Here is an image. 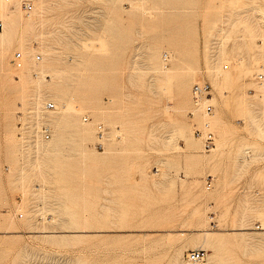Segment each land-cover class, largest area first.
<instances>
[{"label":"rangeland","instance_id":"1","mask_svg":"<svg viewBox=\"0 0 264 264\" xmlns=\"http://www.w3.org/2000/svg\"><path fill=\"white\" fill-rule=\"evenodd\" d=\"M28 1L0 42V264H264V0Z\"/></svg>","mask_w":264,"mask_h":264},{"label":"bare ground","instance_id":"2","mask_svg":"<svg viewBox=\"0 0 264 264\" xmlns=\"http://www.w3.org/2000/svg\"><path fill=\"white\" fill-rule=\"evenodd\" d=\"M7 1H10V0H0V27H2V25H3V27H2V30L0 31V42L2 43V45L3 44H5V46H9V45H11V43L13 42V38H12V36H11V32H9L8 31V29H9V26L12 24H10V22H12V20H8V19H6V17H8V16H10V15H8L7 13L9 12H11L10 14H13L12 12L13 11H17V3H16V0L13 2V5L12 4H9V3H7ZM21 1V0H20ZM28 1V0H27ZM31 1V2H30ZM33 0H29L28 2H22V4H24V7L27 9V10H25L26 12H27V14H28V16L29 15H32V12L33 11H38V9H40L37 5L39 4V2H40V0H35V1H33ZM38 3V4H37ZM29 5V6H28ZM32 5H33V8H32ZM19 6H21V4H19ZM41 7V6H40ZM31 9V10H28V9ZM41 8H43V7H41ZM41 11V10H40ZM9 18V17H8ZM3 21V22H2ZM260 27V26H259ZM262 29V28H261ZM263 34H264V32H263ZM258 39V38H257ZM254 40V39H253ZM259 44H258V49L256 48V56H257V58H261L260 60L258 59L257 60V62H258V66L255 68V69H258L259 71H261V72H259L260 74H261V76L260 77H258V73L256 74V78L259 80L260 79V81H258V82H255L256 84H258V86L260 87V88H262L263 89V91H264V77H263V73H264V37L263 36H259ZM34 41V40H33ZM32 43H34V42H32ZM36 43V42H35ZM7 44V45H6ZM1 45V44H0ZM32 47V46H31ZM27 49H29V47L27 48ZM32 51V50H31ZM22 51H20V56H19V58H20V64L18 65V64H16V66L17 67H20L21 65H22V57H23V55H22V53H21ZM24 52H25V50H24ZM28 51H26V53H27ZM222 53H223V51H222ZM2 54V53H1ZM166 55H167V53H165V56H164V58H167L166 57ZM31 56L32 57H34L35 56V54H34V52H33V54H31ZM40 57V54H37L36 55V58H39ZM35 62V61H34ZM226 65L227 64H224L223 65V68L224 67H226ZM45 67V66H44ZM49 67V71L51 70H53V72H55L54 74H56L57 75V71L59 70H57V71H55V69L56 68H54V67H51V66H48ZM51 67V68H50ZM216 69V68H215ZM44 70V69H43ZM46 71H47V69H45ZM41 72H42V70H40ZM50 71V72H51ZM217 71V70H216ZM60 73V72H59ZM218 74H219V71L217 72ZM216 73V76H219L218 74ZM44 74V73H43ZM51 74V73H50ZM53 74V73H52ZM51 74V75H52ZM59 75V74H58ZM57 75V76H58ZM55 76V75H54ZM60 76V75H59ZM263 77V78H262ZM55 78V77H54ZM57 79V78H56ZM55 79V80H56ZM52 80H54V79H52ZM59 80V79H58ZM205 81V80H204ZM204 81H196V82H194V84L195 83H202V82H204ZM184 82H186V81H184ZM208 82V81H207ZM216 82V81H215ZM22 83V82H21ZM39 83V82H38ZM209 83V82H208ZM180 84V83H179ZM182 84H183V82H182ZM193 84V85H194ZM193 85H192V89H193ZM186 86V85H185ZM185 86H184V89H185ZM183 87V86H182ZM51 89V92H52V95H57V93L58 92H60V91H58L57 92V89L56 88H50ZM183 89V90H184ZM210 89H212L211 87H209V89H208V93L207 94H209V91H210ZM62 94H63V92H62ZM192 94H193V104H192V110H191V115H192V113H193V115L195 114V113H200L203 117H204V120H203V122H202V124H201V126L199 127V128H196V129H198L199 131H200V133L199 134H196L195 133V130H194V135H196V136H198V137H200L201 139H202V145H203V147L206 149V148H209V147H211V145L213 144V139H212V143L209 145V146H206L205 145V143H204V139H205V137H206V133H207V131H210V133H211V136L213 135V133H212V126L210 127V125L212 124V116H213V113H214V109H212V103H210V102H212L211 101V97H204L206 94H204V93H202V95H197V94H195L194 92H193V90H192ZM254 94V93H253ZM263 96H264V92H263V94H262ZM254 96V95H253ZM55 98L56 97H58V95L57 96H54ZM261 97V96H260ZM62 98H63V95H62ZM259 98V97H258ZM58 99V98H57ZM55 101V100H54ZM263 101H264V99H263ZM47 103V102H46ZM46 103H44V104H37V106H36V110H41V111H44V110H46V109H49V107L46 105ZM264 103V102H263ZM207 104H210L211 105V110H212V113H211V110L210 111H208L205 107H206V105ZM258 104V103H257ZM256 104V105H257ZM53 105H54V103H53ZM52 105V106H53ZM51 106V107H52ZM261 106V107H260ZM257 105V107H260V110H261V114L259 115L260 117H262V116H264V104H262V105ZM79 109V108H78ZM77 109V110H78ZM258 109V108H257ZM66 110V109H65ZM259 112V111H258ZM34 113V115L35 114H37L38 113V115L41 113V112H33ZM207 113H210V114H207ZM40 115H42V114H40ZM71 115V114H70ZM258 115V114H257ZM40 117V116H39ZM67 117V116H66ZM217 117H218V120H220L219 119V116H215V118L217 119ZM88 118V116H84L83 117V119L84 120H86ZM258 118V121H260V119H259V117H257ZM263 118V117H262ZM58 120V119H57ZM67 120V119H66ZM59 122H60V119L58 120ZM257 121V120H256ZM257 121V122H258ZM262 121V120H261ZM58 123V122H57ZM259 124L258 125H260L261 123H264V122H258ZM59 124V123H58ZM98 124H100L101 125V128H100V131H99V128H98ZM98 124H96V132H97V137L102 141V138L104 137V138H106V136L108 135V132H107V130L105 129V126L103 125V123H98ZM257 124V123H256ZM41 125H45V126H49V125H47V124H35V126H36V128H35V131H34V140H35V142H34V144H37V143H40V141L42 140H46V139H48L49 138V134L47 135V136H44L42 133H41ZM262 125H264V124H262ZM262 125H261V127H262ZM203 126H205V127H203ZM212 128V129H209V128ZM256 127V126H255ZM260 127V126H259ZM261 129H263V128H261ZM49 128H48V132H49ZM63 131V130H62ZM84 131H86L87 132V130H84ZM84 131H82V133H84ZM89 131V130H88ZM257 131H259V130H257ZM51 132V131H50ZM86 132L84 133L85 135V137L87 136V134H86ZM213 132H214V130H213ZM88 133V132H87ZM260 133V132H259ZM57 134V133H56ZM61 134H62V132H61ZM264 134V133H263ZM51 135V134H50ZM260 135V134H259ZM78 136H79V133H78ZM81 136H83V134H81L80 135V137ZM83 136V137H84ZM79 137V138H80ZM84 137V138H85ZM262 137V136H261ZM39 138H43V139H39ZM212 138H213V136H212ZM80 139H82V137L80 138ZM50 140V139H49ZM83 140V139H82ZM49 142V141H48ZM42 143V142H41ZM44 143L45 142H43V147L45 148L46 146H44ZM102 142H97V144H95L97 147H102ZM38 145H40V144H38ZM47 145V144H46ZM37 146V145H36ZM212 149H213V146L211 147ZM41 149H42V147H41ZM37 150H40L39 148H37ZM41 151V150H40ZM259 192V191H258ZM19 215L21 216L22 215V213H19ZM203 227V226H202ZM205 232V231H204ZM207 234V233H206ZM207 237V236H206ZM206 238H204V240H205ZM210 239V238H209ZM202 241V242H204L205 243V241ZM207 241V240H206ZM245 241V240H244ZM209 243L211 242V241H208ZM213 242V241H212ZM193 246H198L199 247V244H194ZM205 246V245H204ZM203 246V247H204ZM206 247V246H205ZM178 249H180V248H178ZM176 252V251H175ZM181 252V251H180ZM179 251H178V253L179 254H182L183 253V250H182V253H180ZM175 254V253H174ZM176 255V254H175ZM180 256H182V255H180ZM175 257H178V256H175ZM206 257H207V252H206V256L204 257V259L203 260H201V261H199V262H197V264H200V263H203L204 261H205V259H206ZM178 259V258H177ZM174 260H176V259H173V262H174ZM185 260L187 261V259L185 258ZM176 262V261H175ZM182 262H184V261H182ZM177 263V262H176ZM179 263V262H178ZM187 263L188 264H190L188 261H187ZM171 264V263H170ZM186 264V263H185Z\"/></svg>","mask_w":264,"mask_h":264},{"label":"built area","instance_id":"3","mask_svg":"<svg viewBox=\"0 0 264 264\" xmlns=\"http://www.w3.org/2000/svg\"><path fill=\"white\" fill-rule=\"evenodd\" d=\"M29 6V5H28ZM20 51L19 50H16L14 52V54H12L11 58H10V61L12 63H16V64H20ZM261 74L258 73V77H260ZM210 87V84L207 82V81H204L202 83H195L193 85V92L195 94H197L198 96L199 95H202V93L204 94H207L208 93V89ZM46 105L48 107H51L53 105V103L51 101H48L46 103ZM208 111L211 110V105L210 104H207L206 107H205ZM98 128H99V131H100V128H101V125L98 124L97 125ZM41 133L44 135V136H47L49 134L48 132V127L45 126V125H41ZM195 133L196 134H199L200 131L198 129L195 130ZM212 136H211V133L210 131H207L206 133V137L204 139V143L206 146H209L211 143H212ZM185 255V258L187 259V261L190 263V264H197V262L201 261L204 259V257L206 256V249L203 248V247H192V248H189L185 251L184 253Z\"/></svg>","mask_w":264,"mask_h":264}]
</instances>
